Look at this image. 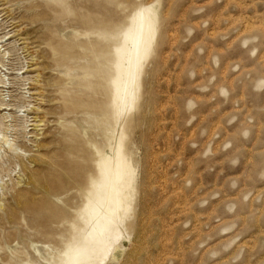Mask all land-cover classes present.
Wrapping results in <instances>:
<instances>
[{"label":"rangeland","instance_id":"rangeland-1","mask_svg":"<svg viewBox=\"0 0 264 264\" xmlns=\"http://www.w3.org/2000/svg\"><path fill=\"white\" fill-rule=\"evenodd\" d=\"M62 1L69 4L71 15L58 9L47 16L57 18V40L62 38L67 52L76 56L81 51L78 45L91 46L96 40L87 35L91 28L87 25L98 22L100 13L91 0ZM117 4L116 9L105 3L100 18L112 15L130 32L135 16L149 12L156 34L141 68L138 109L128 108L116 129L131 168L118 185L124 209L119 235L108 242L106 233L105 240L98 242L89 224L88 249L75 264H264V0H117ZM44 12L36 19H46ZM2 19L0 26L6 27ZM29 21L25 18L22 27ZM3 28L0 33H6ZM19 39L9 38L0 49L20 45ZM66 61L76 67L79 63ZM21 63L31 65L30 60ZM35 68L39 72H18L25 73L19 76L26 80L25 86L13 95L32 97L33 108L40 106L38 114L28 108L22 113L0 109V132L27 146L30 152L24 153L25 158L41 157L43 163L36 162L35 173L49 177L45 161H64L73 143L59 120L65 113L62 102L53 97L52 111L47 98L41 105L37 96H29L33 90L27 80L43 73L40 84L48 82L59 90L63 74L55 70L50 57ZM52 71L56 76L47 75ZM72 73L80 75V70ZM44 93L50 95L46 88ZM3 98L6 94L0 102ZM36 115L45 121L43 127L26 123ZM64 118L66 124L77 126L80 136L108 151L109 157L110 148L92 122H85L79 113ZM24 127L28 138L22 134ZM54 135L56 141L51 142ZM2 144L0 137V163L8 155ZM81 167H74V175L87 172ZM64 176L43 178L58 183L62 201L25 192L27 206L37 203L39 210H45L37 229L25 212L27 207L11 198L19 182L18 188H25L19 164L0 174V242L7 249L0 250V264H6L11 251L30 260L44 255L48 246L35 237L36 232L52 231L49 211L69 216V200L76 203L71 201L70 178L77 175Z\"/></svg>","mask_w":264,"mask_h":264},{"label":"bare ground","instance_id":"bare-ground-1","mask_svg":"<svg viewBox=\"0 0 264 264\" xmlns=\"http://www.w3.org/2000/svg\"><path fill=\"white\" fill-rule=\"evenodd\" d=\"M90 3L100 13L98 22L89 21L87 25L91 26L87 35H92L96 40L91 46L78 45L81 51L73 56L69 54V51L67 52L68 44L62 38L59 42L57 40V18L47 16L50 11L55 12L58 9L64 15H71L68 13L70 7L66 1L0 0V16L3 18L2 22L6 21V27L5 25L0 26V28L4 27L2 32L6 31V33H0V45H4L9 38L15 36L20 38L18 40L20 45L5 50H3L5 46H2L0 49V93H2L0 96L4 97L6 94V99L3 98L0 102L1 111L22 113L26 112L24 109L27 110L28 108V112L38 114L40 106L33 108L32 97L23 94L21 98H15L13 92L21 89V86H25L26 80L19 77L21 74L37 72L39 69L35 67L45 62L46 57H50L55 62V70L60 71L61 75L63 74L64 79L62 82L60 80L59 90L50 88L47 85L48 82L47 84H40L42 83L40 79L43 78V73H40L35 79L27 80L30 82L28 85L32 86L29 90H33V93L30 91L29 96H37L36 102L40 101L41 105L44 103V98H47L50 101L47 102L46 106L51 109L56 107L52 100L53 97H56L62 102L65 116L79 113L85 122H92L95 132L102 137V140L110 148L108 157L105 153L106 150L104 151L101 146L92 144L91 140L86 139L83 135L80 136L79 129L74 123L66 124L64 115H62L59 120H63L64 130L68 134L69 141L73 143L72 152L68 151L63 156L64 161L55 158L45 161L47 164L45 169L49 172L48 177L35 173L37 172L34 170L36 162H42L41 157L31 155L28 159L25 158L24 153L30 152L27 151V146L24 143L20 144L17 140H10L7 134L5 136L0 132L3 141L1 147H5L8 154L6 161L0 163V174H8L12 171L13 165L19 164L21 167L24 173L25 188H18L21 184L19 182L13 188L11 198L23 208L27 207L25 212L31 216V223L35 228H39L36 223L40 219L41 212L43 214L45 210H39L37 203H30L27 206L30 200L27 199L25 192L30 194L33 192L34 194H42L46 198L61 200L60 198L64 193L60 191L58 183H52L48 179L43 181V178H58L60 180L65 177L64 174L70 177L76 175L79 177L70 178L73 179L71 201L75 200L76 203H70L69 200V209L71 210L69 216L56 209L49 211L53 213L48 219L49 225L53 228L52 231L40 232L43 234L36 232L35 234V237L42 238L43 244L48 246L44 255L40 254L34 261V255L32 260L28 258L26 260L21 254L17 255L18 252L11 251L5 260L7 261L6 264H25V262L26 264H42L41 260L46 264H75L84 257L83 254L88 249L86 226L89 224L92 227V235L97 237L98 242L105 240L103 237L106 233L109 234L108 242H111V239L116 241L119 235L117 226L120 227L122 224L124 209L119 196L118 185L124 172H130L131 168L122 151V135L121 139H118L116 129L119 126V120L128 108L133 106L134 110L138 109L135 102L139 101L137 93L141 87V81L139 82L141 68L145 58L149 56L148 50L153 44L156 24L149 12H140L135 16L133 29L126 32L120 23L111 19L112 15L109 18L104 17L106 19L100 18L103 10H105V3L117 9V0H106L105 3L103 0H91ZM41 11H45L46 17L42 21L36 19L37 16L41 15ZM25 18L30 21L26 24L27 26L22 27L25 24ZM5 37L6 41H4ZM68 59H77L79 61L77 67L76 65H69L66 61ZM28 60H30L31 65H22V61ZM22 69H26L25 73L19 74L18 72H21ZM75 69L80 70L77 82L74 80L78 75L72 73ZM12 75L17 77L12 80L10 78ZM47 75L56 76L53 71ZM45 88L50 93L49 96L44 93ZM43 89L44 91H42ZM56 91H58V95H55ZM42 120L36 115L34 121H27L26 123L33 122V125H29L38 128L44 126L45 121ZM10 128L11 126L6 128L7 131ZM28 132L27 127H24L22 134L27 136ZM78 138L81 139V143L76 142L79 140ZM50 139L53 142L56 141L55 135L53 138L49 137ZM48 153L52 154V149L48 150ZM89 163L92 164L91 169H87ZM79 164L82 165L81 169L86 168L87 172L81 170V173L74 175L76 171L74 167L79 166ZM61 204L64 205V203ZM77 245L80 246L75 250ZM7 248L9 249V247ZM0 250H7L6 245L1 244V242ZM31 256L29 255V258Z\"/></svg>","mask_w":264,"mask_h":264}]
</instances>
